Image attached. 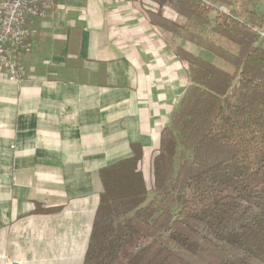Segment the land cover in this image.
Listing matches in <instances>:
<instances>
[{
	"label": "crops",
	"instance_id": "1",
	"mask_svg": "<svg viewBox=\"0 0 264 264\" xmlns=\"http://www.w3.org/2000/svg\"><path fill=\"white\" fill-rule=\"evenodd\" d=\"M145 1L147 2L146 4ZM150 0H56L28 20L19 81L0 76V264H83L100 171L139 158L190 84Z\"/></svg>",
	"mask_w": 264,
	"mask_h": 264
},
{
	"label": "trees",
	"instance_id": "2",
	"mask_svg": "<svg viewBox=\"0 0 264 264\" xmlns=\"http://www.w3.org/2000/svg\"><path fill=\"white\" fill-rule=\"evenodd\" d=\"M150 1L156 11L147 16L160 34L234 72L174 48L190 84L152 158L154 198L139 158L102 169L83 264H180L204 244L234 252L218 264H264V50L252 46L248 27L257 20L213 6L226 0Z\"/></svg>",
	"mask_w": 264,
	"mask_h": 264
},
{
	"label": "built area",
	"instance_id": "3",
	"mask_svg": "<svg viewBox=\"0 0 264 264\" xmlns=\"http://www.w3.org/2000/svg\"><path fill=\"white\" fill-rule=\"evenodd\" d=\"M55 6L56 0H0V76L19 81L23 73L19 55L28 36L25 25ZM248 27L254 36L252 46L264 50V20L248 22Z\"/></svg>",
	"mask_w": 264,
	"mask_h": 264
},
{
	"label": "rangeland",
	"instance_id": "4",
	"mask_svg": "<svg viewBox=\"0 0 264 264\" xmlns=\"http://www.w3.org/2000/svg\"><path fill=\"white\" fill-rule=\"evenodd\" d=\"M147 2L145 1L144 4ZM213 6L217 9L223 8L222 10L225 13L232 12L241 21L248 22L250 20H257L254 22H258L264 20V0H226V3H219L216 2ZM152 10L156 11V7ZM170 16H175L170 13ZM182 46V43H180ZM178 45V46H180ZM187 50L191 51L192 53L201 55L202 57L209 58L213 61L218 67L227 69L226 71L233 73L234 69L222 63L221 61L217 60L215 57H211L200 50H198L195 46H186ZM235 84V82H234ZM181 147L178 149V153H181ZM181 162L178 158L176 160V167ZM152 174L149 180H147L146 186L147 189L151 192L152 188ZM154 198V194L151 192L149 194L148 201ZM234 255V252L226 246H217L215 244H204L202 249L198 251L197 254L192 255L187 252L183 253L184 262L180 264H218L220 261L230 258Z\"/></svg>",
	"mask_w": 264,
	"mask_h": 264
}]
</instances>
